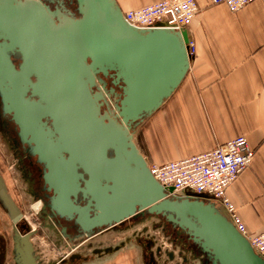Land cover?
Segmentation results:
<instances>
[{
	"label": "water",
	"instance_id": "95a60500",
	"mask_svg": "<svg viewBox=\"0 0 264 264\" xmlns=\"http://www.w3.org/2000/svg\"><path fill=\"white\" fill-rule=\"evenodd\" d=\"M51 1L0 0V54L16 46L24 53L22 71L0 73V88L6 82L25 83L40 95L43 103L8 107L23 126L42 117L53 121L58 137L42 142L39 151L58 193L52 209L62 216L76 212L86 229L120 223L145 210L163 214L188 228L215 263L264 264L225 208L201 195L168 196L135 140L140 124L190 69L186 28H135L116 0H76L79 16L53 11ZM0 62L13 70L9 56ZM100 74L114 77L120 91L108 90ZM110 102L113 108L103 111ZM79 192L86 206L74 205L72 196ZM2 193L17 225L24 215L6 188ZM27 232L21 240L31 250L29 225Z\"/></svg>",
	"mask_w": 264,
	"mask_h": 264
},
{
	"label": "crops",
	"instance_id": "0c3cea01",
	"mask_svg": "<svg viewBox=\"0 0 264 264\" xmlns=\"http://www.w3.org/2000/svg\"><path fill=\"white\" fill-rule=\"evenodd\" d=\"M116 1L125 12L159 0ZM196 2L198 12L185 27L195 44L190 69L175 92L140 124L135 140L149 163L162 165L245 135L256 154L227 196L247 232L258 234L264 232V0L236 12L224 3ZM4 188L20 209L0 174V264H49L42 257L37 261L36 236L28 241L31 250L24 247L21 239L28 232L16 225Z\"/></svg>",
	"mask_w": 264,
	"mask_h": 264
},
{
	"label": "flooded vegetation",
	"instance_id": "af4514ba",
	"mask_svg": "<svg viewBox=\"0 0 264 264\" xmlns=\"http://www.w3.org/2000/svg\"><path fill=\"white\" fill-rule=\"evenodd\" d=\"M48 4L53 11L59 10L62 13L71 11L79 16L76 0H53ZM4 41L11 42L8 38ZM6 54L14 68L12 70L7 65H0V73L22 71L24 53L19 47L16 46L14 49L1 53L0 61L7 62ZM100 77L105 80L108 90L115 87L114 77H104L102 74ZM30 78L33 82L37 81L33 74ZM19 86L21 87L18 89ZM19 86L18 82L15 86L6 82L0 88L1 140L6 144V152H10L13 156L16 171L24 185L21 189H23L25 202L31 200L34 204L40 203V209L37 211L39 229H33V231L47 234L54 247L64 250L60 258L50 260L49 264H130L128 250L133 242L140 249L141 264H221L219 260L215 263L212 254L204 251L201 245L194 241L188 228L180 227L176 221L163 214H151L145 210L120 223L96 225L86 229L77 220L76 212L73 216H62L54 211L52 204L57 199L58 193L50 183L48 163L42 159L43 156L39 151H41L42 142L57 139L58 133L54 132L50 117L30 121L28 126H23L13 117V112L8 111L12 102L22 107L32 102L43 103L40 95L33 93V87L30 84L19 83ZM25 86L28 87L25 88ZM115 88L120 91L117 86ZM94 90L96 91L97 88L95 87ZM113 106L111 102L110 105L105 103L102 110H110ZM49 128L52 129L53 135H50ZM78 173L86 177L82 168L78 169ZM78 181L83 187V179L79 177ZM72 199L74 205L86 206L82 192L78 193L77 198L72 196ZM28 225L31 226L23 217L20 220V226L27 230ZM37 234L34 232L32 236ZM115 235L125 236L117 242L113 238ZM160 238L165 241H161ZM38 249L37 247L35 249L36 256ZM41 257L39 254L37 261H40Z\"/></svg>",
	"mask_w": 264,
	"mask_h": 264
},
{
	"label": "built area",
	"instance_id": "2783aa9c",
	"mask_svg": "<svg viewBox=\"0 0 264 264\" xmlns=\"http://www.w3.org/2000/svg\"><path fill=\"white\" fill-rule=\"evenodd\" d=\"M255 0H211L224 3L236 12ZM196 0H159L138 9L124 12L126 22L138 29L185 28L198 12ZM189 52L195 44L189 42ZM256 151L245 135L240 134L216 148L198 155L162 165L149 163L150 170L166 189L168 196H186L188 193L206 194L225 208L238 230L248 239L252 248L264 257V232L250 234L238 216L236 207L227 196V189L247 169ZM6 264H14L11 260Z\"/></svg>",
	"mask_w": 264,
	"mask_h": 264
},
{
	"label": "rangeland",
	"instance_id": "374dc122",
	"mask_svg": "<svg viewBox=\"0 0 264 264\" xmlns=\"http://www.w3.org/2000/svg\"><path fill=\"white\" fill-rule=\"evenodd\" d=\"M137 134L138 130L136 131L135 137L137 136ZM5 145L6 144L1 140L0 132V174L6 181L8 192L14 197H16V199L18 200L20 211L23 212L25 219L32 226H30L32 231L33 229H39V215L37 211H39L40 209V204L36 209V203L34 204L31 200L25 202L23 197V189H21V186L24 187V185H22L21 179L19 178L18 173L16 171L13 156L10 152H6ZM33 232L38 233L35 237V242L37 248H39L38 253L41 254L43 260L47 261L58 259L61 255H63L64 250L54 247L53 244H51L52 241L48 238L47 234L39 232L37 230ZM124 236L125 235H115L113 238H115L114 240L118 242L120 241V239L124 238ZM113 238L111 240H113ZM160 239L161 241H165V239ZM128 252H130V264H141L140 249L138 248V246H136L134 242L130 244V249L128 250Z\"/></svg>",
	"mask_w": 264,
	"mask_h": 264
},
{
	"label": "bare ground",
	"instance_id": "6f19581e",
	"mask_svg": "<svg viewBox=\"0 0 264 264\" xmlns=\"http://www.w3.org/2000/svg\"><path fill=\"white\" fill-rule=\"evenodd\" d=\"M191 56H192V55H191ZM39 204H40V203H36V204H35L36 209H37V207L39 206ZM140 226H141V225H140Z\"/></svg>",
	"mask_w": 264,
	"mask_h": 264
}]
</instances>
